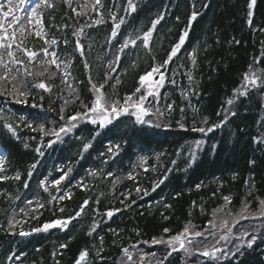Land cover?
<instances>
[{
  "label": "trees",
  "instance_id": "obj_1",
  "mask_svg": "<svg viewBox=\"0 0 264 264\" xmlns=\"http://www.w3.org/2000/svg\"><path fill=\"white\" fill-rule=\"evenodd\" d=\"M49 2L54 4L53 8L42 7L46 38L57 41V52L61 44L64 46L61 54L77 61L75 74L81 83L80 97L68 99V103L61 100L60 91L45 93L30 86L32 94L23 107L27 111L30 103L42 106L50 114V120L52 114L55 119L61 116L62 106L66 118L78 112L80 104L90 106L92 86L86 74L99 86L105 84V75L117 67L109 64L106 46L111 45L118 52L129 35L142 37L152 26L151 22L163 16L148 48L142 40H137L138 46L129 44L124 50L127 61L123 73L116 69L121 73L119 83L110 78L104 86V94L121 99L133 92L139 76L168 58L183 31L188 29L189 35L177 56L161 68L167 77L157 101L163 114L162 126L141 128L127 116L99 138L96 149L103 151L106 137L120 135L115 139V144H123L120 156L102 161L89 148L84 151L83 144L89 142L96 130L83 125L77 129L80 133L64 138L59 147H47L49 139L38 138V122L31 123L36 130L24 124L16 128L21 144L12 142L11 138L2 142L7 170L18 169L21 176L16 180L11 173L1 175L9 179L0 180V264H75L81 251L88 253L82 264H116L123 249L133 245L149 247L154 238L176 235L189 222L202 231L214 210L223 209V216L234 215L245 204L253 210L257 208L260 200H264V136L261 134L260 138L258 133L262 101L243 97L235 115L224 117L221 111L224 101L239 88L245 74L264 73V0H255L251 9L250 0H132L135 11L128 6L129 0H101L102 6H97L100 15L95 8L88 16L77 15L64 0ZM193 11L198 15L190 21ZM96 20L101 23H94ZM89 22L91 29L87 33L91 36L86 38L79 30H84ZM116 24L120 27L113 35ZM74 32H80L83 55L81 50L76 54V41L73 43L70 37ZM23 46L35 51L47 47L43 40L32 35L23 40ZM85 64L90 70H86ZM34 117L40 120L49 116L34 113ZM221 121L226 122L207 134L193 130ZM44 127L48 129V120ZM196 141H201L199 147ZM40 142L45 153L43 159L32 154L34 145ZM26 144L28 151H22L20 147ZM134 148L154 153L141 165L122 173H131L134 179L122 175L115 180L110 172L129 169L124 159ZM190 150L195 152L194 162ZM34 163L40 166L29 176L26 167ZM67 168H71L70 178L59 191L57 186L50 188V174L56 176ZM90 168L95 173L91 179L85 183L74 180ZM25 172L28 187L24 183ZM41 179L46 180L48 191L40 186ZM50 190H53L51 195ZM68 193L70 198L65 195ZM61 195L64 199H52ZM225 196L230 198V203H226ZM26 200L37 205H31L34 208L30 209ZM85 200L89 203L83 213L70 220L66 231L51 229L26 239L19 235L21 230L29 233L32 228L75 217ZM108 211H113L111 217L106 215ZM10 219L16 224L14 228L9 227ZM166 228L170 230L167 233ZM62 244L67 247L62 248ZM233 252L231 260L205 264H264V238L251 247L241 245ZM165 254L160 252L161 264H182L178 253ZM9 256L13 259L9 260Z\"/></svg>",
  "mask_w": 264,
  "mask_h": 264
},
{
  "label": "snow or ice",
  "instance_id": "obj_2",
  "mask_svg": "<svg viewBox=\"0 0 264 264\" xmlns=\"http://www.w3.org/2000/svg\"><path fill=\"white\" fill-rule=\"evenodd\" d=\"M65 3L69 4V7H71L70 0H64ZM26 3V0H19V4L14 3V0H6V3L0 2V49H4L6 52L7 57L10 58L8 62H5L2 55H0V67L4 69L3 74H0V96H11L14 99L15 103L21 104V103H26L27 98L32 94L31 90L27 88V81L26 77H31L33 75L32 70L30 69L29 65H32L35 63L38 71L35 73L36 76L42 77L47 75L49 79L53 78L56 76V72H52L50 70L51 66H55L57 71L61 70V63L59 56L56 51H50L51 45H54L57 43L55 39L48 40L46 38L47 34L43 30V21L40 18L41 14L37 11L40 9L42 6H45L47 8H53L54 4L50 3L49 0H39L35 4V6L31 7V10L28 11L25 9L26 13V19L22 20L20 16L16 14L17 10L20 8L21 5H24ZM255 4V0H250V3L248 4L249 9L253 7ZM98 5H101V0H94V3L92 4L93 8H96ZM130 8H132L133 11H135V6L132 4V0H129V5ZM88 8V4L86 3L84 6L81 7L80 11L77 12L76 8H72V11L76 13L77 15H82L85 13V10ZM97 14L100 15L98 9H97ZM198 13L193 11L190 17L191 20H195L197 17ZM249 16L252 15L251 12L248 13ZM116 17H113V20H115ZM163 19V16L161 15L157 19L153 20L151 22L152 27L148 29V31L144 32L143 36H136L133 38L131 35H129L128 38H126L123 42V44L119 48V52H124V50L131 44L133 47L138 46L137 45V40H142L143 46L145 48L149 47V41L152 37L153 31L156 29L157 24L160 23V21ZM179 19V17H177ZM33 21H35V25L40 26L38 30L34 31V35L43 40L45 45L47 47H43L40 49L39 52L29 49L27 47L23 46V40L27 38L28 35L33 34V29L28 27V25H32ZM123 19L121 18L120 24H123ZM94 23L99 24L101 23L100 20L94 21ZM5 24L8 25V27H5ZM120 24H116L115 27L113 28V35L116 34V29L120 27ZM9 28H11V31H9ZM19 33V36L17 35ZM188 36V32L185 31L180 37H179V42L176 43L172 48L170 53L168 54V58L164 60V62L156 67H153L152 70L142 76L139 77V83L140 86L135 89V91L126 96L123 100V102L116 101V100H109L105 94L102 92V89L104 88V84H100L97 86L96 84H92V89L95 94V98L91 101V106L89 107L88 105H85V111L84 112H77L75 115L70 116L67 118V121L64 125L59 126V128L55 129H45L44 125H38L37 128L43 135L45 136H55L56 139L54 140H49L48 141V146L51 147L52 144L57 143L58 141L63 140V136L61 134L67 135L73 128H75L77 125L74 123L75 121L81 120V119H87L89 122H91L93 125H98L99 129L103 130L109 125L113 124V121L118 120L121 115H127L130 117H134L133 123L135 125H140L141 128L143 126L147 125L148 127H156L159 128L162 125L159 122H153L151 120L145 119V117H148L149 115L152 114L151 109H149L146 104L149 102L148 98L153 97L155 98L157 96V93L154 90H145L144 85L148 82H151L152 84H155L156 81H154L153 74L160 72V69L163 68L165 65L169 64L174 57L177 56L179 50L181 49L182 45L185 42L186 37ZM67 44V41H65ZM110 43V41H109ZM13 45H15L16 50L13 51ZM77 50H81V54L83 55L82 51V45L79 42V40L76 41L75 45ZM17 52H20L23 54L26 59H21L19 56H17ZM40 53H43V58L42 59H37L40 56ZM190 56H194V53H190ZM116 60H119V57H116ZM193 64H195V59H193ZM11 65V66H10ZM19 65V67H16ZM68 65L65 63L64 64V72L66 74ZM85 67L87 68L88 65L85 64ZM114 70V69H113ZM191 75L189 74V79H191ZM109 77L107 74L105 75V83H107ZM163 79V75L161 74V80ZM260 80V77L255 75V72L253 71L251 75L245 74L244 76V84L242 85V88H247L248 84H252L254 86H258L257 81ZM64 83H67L66 80L63 81ZM89 83H92L91 79L89 80ZM117 83L119 81L117 80ZM6 85H11V88L6 87ZM33 88L36 89H42L45 92L50 91V86L47 85L43 80H39L35 83L32 84ZM68 87L71 89L72 86L69 84ZM115 87V85H113ZM74 91V89H73ZM236 92H239V94L244 95L246 94L240 89L235 90ZM78 98V97H77ZM43 99V97H41ZM65 103H68L66 100ZM229 105L233 103L232 100L228 101ZM33 107H36V105H33ZM157 111H159L157 109ZM64 112V108H61V113ZM94 114V115H89V114ZM162 114V113H161ZM219 115V113H218ZM232 115H235L233 112ZM61 120H64L65 117L61 115ZM20 123H17L13 125V123L8 122V120L0 116V120H3V127L8 130V132L12 133L13 136L16 135V128L20 127V124H24L25 127L33 129V125L29 122L25 121V118L23 116H20L19 118ZM226 121H221L220 123H217L215 125H212L210 127H199L196 128L194 127V131H199L201 133L207 134L209 132H212L214 128L216 127H221L223 123ZM203 123L205 125L208 124L207 118H204ZM165 127L167 125H164ZM181 128L184 127V125H180ZM36 130V129H33ZM97 135L100 133L97 132ZM196 146L199 147L201 141H196ZM90 147V143H84L83 144V149L84 151H87L88 148ZM116 148L117 150L119 149V144H115L112 147L109 148V152L112 151V148ZM36 151L40 154L43 155V152L41 151L40 148H37ZM115 155V153H113ZM190 158L191 162H194L195 160V152L190 150ZM143 160V157L141 158ZM3 163V157H0V164ZM36 164H32L31 167L33 169L36 168ZM147 171V169H144ZM2 171V169H0ZM71 171V169H69ZM90 175H95V173H89ZM29 176L32 175V172L30 171L28 173ZM68 176V172H62V175L59 176L58 178L52 180L50 183L52 185L57 186V191H59V185L61 184V181L65 179V177ZM9 179V177H0V180H5ZM13 179L19 180L20 175L17 174ZM127 179L132 180L134 179L133 175L129 173L127 176ZM40 186L44 189V191H48V188L46 186V180L41 179L40 180ZM159 183H163V181H160ZM247 184V182H246ZM155 186H158L155 185ZM155 186L153 190H155ZM25 187H28V184L25 183ZM138 192L141 191L139 187L136 189ZM145 194L146 190H145ZM70 198V193L65 194ZM52 199H64V195H61L59 197L53 196ZM226 203H230V198L225 196L224 197ZM29 204L32 203L31 200L28 201ZM38 203V202H37ZM89 202L87 200L84 201V204L80 206L79 210L75 213V217H70L68 220L64 221H56L54 223H47L44 224L42 228H35L34 231L40 232V231H47L49 228L53 227H61L65 228L67 227L68 223L70 222L71 219H75L76 217H79L81 213H83L85 207L87 206ZM262 203V209H264V202ZM43 204H39V207H43ZM168 207V205H165ZM223 209L219 210H214V215L216 214L217 211H222ZM60 211H63L61 208ZM249 211L247 204H245L242 207L241 210V216L244 219H247V216H244L243 213ZM108 217H111L113 215V211H108L106 213ZM260 215H264V210L261 211ZM9 227L14 228L16 224L14 223L13 219H10L8 221ZM211 226L215 228V223L213 221H209ZM222 227L227 226V221L222 222ZM92 231H95L93 228ZM166 233L169 232V229L164 230ZM228 231L230 232L231 229L229 228ZM91 235V231L88 233ZM214 235V233H210ZM20 236H27L29 233L20 231L19 233ZM196 237H203L204 240H207V236L201 232V231H196L193 230V226L189 222L186 224L183 228V230L176 235L170 236L169 238L165 239L164 237L160 238H154L152 240L153 244H164L166 248L171 249L170 252H168V255L170 256L172 252H177L183 250L186 254H192L194 251H197L199 255L204 256V257H209L211 259H216L215 257V252L221 251L219 248H215L214 251H209L207 250V246H205V250H199V248L193 249L189 248L186 246L187 245H193L197 243H202V242H197L195 240ZM102 239V238H101ZM220 239H226V237L221 236ZM238 239H241L238 237ZM256 239L255 236L252 237V239L247 241V246L251 247L252 243ZM178 245V247H177ZM62 248L67 247L66 244L61 245ZM135 247V245H133ZM240 245L237 246V251L239 250ZM125 255L127 256V261L133 262V264H142L143 256H141V259L139 261H133V256L129 254L128 249L125 248L123 249ZM88 253L87 251H81L79 253V257L76 259L75 264H82L83 261H85ZM232 255H235V252L232 253ZM9 260L13 259L12 256L8 257Z\"/></svg>",
  "mask_w": 264,
  "mask_h": 264
},
{
  "label": "rangeland",
  "instance_id": "obj_3",
  "mask_svg": "<svg viewBox=\"0 0 264 264\" xmlns=\"http://www.w3.org/2000/svg\"><path fill=\"white\" fill-rule=\"evenodd\" d=\"M1 1V0H0ZM92 1V0H91ZM90 0H70L71 7L76 8L77 12L80 11L81 7L84 6L86 3L88 4V8L85 10V13H89L92 10V4ZM2 2L6 3V0H2ZM14 3L19 4V0H14ZM28 2H26L24 5H21L20 8L17 10L16 14L22 18V20L26 19V13L25 9L28 11L31 10L30 8H25L24 6L27 5ZM82 14V15H84ZM5 27H8L7 24H5ZM28 27L33 29V34L34 31L38 30L40 26L35 25V21H33L32 25H28ZM9 31H11V28H9ZM19 36V33L17 34ZM29 36V35H28ZM36 37V36H35ZM13 51L16 50L15 45H13ZM41 54V53H40ZM18 55H23L22 53L18 52ZM43 58V57H42ZM52 72H54V68H50ZM38 71L36 65L33 67L32 72L35 74ZM61 73H63V70H60ZM253 71H250L248 74L251 75ZM255 75L260 77V80L257 81L258 86H254L252 84H248L247 88H242V85L244 84V78L241 81V84L238 89L242 90L246 94L241 95L239 92L233 91L231 92L229 98L224 101L223 107L221 114L226 116L228 115L235 106L239 103L243 97L254 99L258 98L260 101H262V110L260 111V120L258 124V133L261 138V134L264 136V73H256ZM154 81H156L155 84H152L151 82H148L144 85L145 90H154L157 93V96L155 98L149 97L148 100L149 102L146 104V106L151 109L152 114L149 115L148 117H145V119L151 120L153 122H159L160 124L163 122L162 121V111L161 108L159 107L157 101H158V96L160 90L164 87L165 85V80L164 78L161 80V75H158V73L153 74ZM140 86V85H139ZM6 87L11 88V85H6ZM232 100L233 103L229 105L228 101ZM157 109L159 111H157ZM62 114V113H61ZM134 118V117H133ZM76 123V121L74 122ZM264 200H260L258 203V206L256 209H251L249 205L248 209L249 211L244 212L243 215L247 216V219L242 218L241 216V210L238 212L234 213V215H223V211L212 215L211 220L215 223V228L211 226L210 223L206 226L205 229H201L208 238L207 240H204L203 237H196L195 240L197 242H202V243H197L193 245H187L189 248H199V250H205V246H207V250L209 251H214L215 248L221 249L222 253L215 252V257L216 259H225L230 256L232 251L237 248L238 245H244L247 241L246 236H250L251 239L253 236L256 237L254 240V244L259 242L262 238H264V215H260L261 211L264 210L262 209V203ZM227 221V226L222 227V222ZM231 229L229 232L228 229ZM254 228V230L249 231L250 229ZM257 228V230H255ZM193 230H196L195 227H193ZM198 231V230H196ZM214 233V235L210 234ZM221 236L226 237V239H220ZM238 237H241V239H238ZM245 237V238H243ZM153 244V243H152ZM155 246H152L151 252L150 253H144L146 248L144 247H134L128 250L129 254L133 256V261H139L141 259V256H143L142 264H161L160 261V252H165V256H169L168 252L171 251V249L166 248L164 244H153ZM178 247V245H177ZM178 253L181 257L182 264H201V263H206V262H212L215 261L216 259H211L209 257L205 258L201 255L198 254L197 251H194L192 254H186L183 250L177 251V252H172V254ZM171 254V255H172ZM117 264H133V262L127 261V256L124 255L123 257L118 260Z\"/></svg>",
  "mask_w": 264,
  "mask_h": 264
}]
</instances>
